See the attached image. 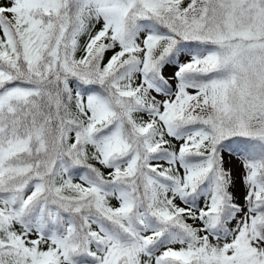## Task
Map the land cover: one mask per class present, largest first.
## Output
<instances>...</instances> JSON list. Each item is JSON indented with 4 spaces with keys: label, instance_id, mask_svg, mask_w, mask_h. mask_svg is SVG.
<instances>
[{
    "label": "snow or ice",
    "instance_id": "snow-or-ice-1",
    "mask_svg": "<svg viewBox=\"0 0 264 264\" xmlns=\"http://www.w3.org/2000/svg\"><path fill=\"white\" fill-rule=\"evenodd\" d=\"M0 264H264V0H0Z\"/></svg>",
    "mask_w": 264,
    "mask_h": 264
}]
</instances>
